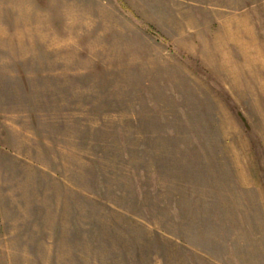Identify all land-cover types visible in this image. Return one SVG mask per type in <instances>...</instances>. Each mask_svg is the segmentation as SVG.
I'll return each instance as SVG.
<instances>
[{
	"label": "rangeland",
	"instance_id": "rangeland-1",
	"mask_svg": "<svg viewBox=\"0 0 264 264\" xmlns=\"http://www.w3.org/2000/svg\"><path fill=\"white\" fill-rule=\"evenodd\" d=\"M0 264H264V0H0Z\"/></svg>",
	"mask_w": 264,
	"mask_h": 264
}]
</instances>
